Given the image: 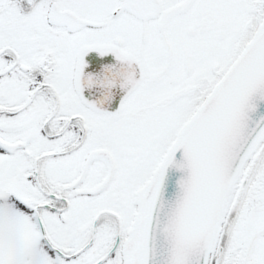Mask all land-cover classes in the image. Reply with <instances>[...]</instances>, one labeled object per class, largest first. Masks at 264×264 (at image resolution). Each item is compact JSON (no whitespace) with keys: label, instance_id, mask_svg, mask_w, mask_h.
Here are the masks:
<instances>
[{"label":"snow or ice","instance_id":"6c2138e0","mask_svg":"<svg viewBox=\"0 0 264 264\" xmlns=\"http://www.w3.org/2000/svg\"><path fill=\"white\" fill-rule=\"evenodd\" d=\"M0 264H264V0H0Z\"/></svg>","mask_w":264,"mask_h":264}]
</instances>
